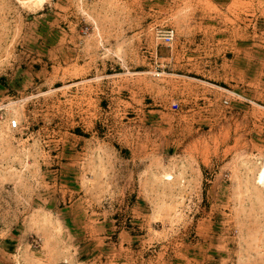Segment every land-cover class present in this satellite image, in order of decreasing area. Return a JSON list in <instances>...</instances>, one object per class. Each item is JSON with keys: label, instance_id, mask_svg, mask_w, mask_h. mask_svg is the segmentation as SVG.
Listing matches in <instances>:
<instances>
[{"label": "rangeland", "instance_id": "374dc122", "mask_svg": "<svg viewBox=\"0 0 264 264\" xmlns=\"http://www.w3.org/2000/svg\"><path fill=\"white\" fill-rule=\"evenodd\" d=\"M262 171L264 0H0V264H264Z\"/></svg>", "mask_w": 264, "mask_h": 264}, {"label": "built area", "instance_id": "2783aa9c", "mask_svg": "<svg viewBox=\"0 0 264 264\" xmlns=\"http://www.w3.org/2000/svg\"><path fill=\"white\" fill-rule=\"evenodd\" d=\"M158 37L161 41L162 44H167L171 41L172 37H173V31L171 29L169 30H164V31H160L158 33ZM223 104H225V102H223ZM7 127L9 129H14L17 127V123L15 120H11L10 122H8Z\"/></svg>", "mask_w": 264, "mask_h": 264}, {"label": "bare ground", "instance_id": "6f19581e", "mask_svg": "<svg viewBox=\"0 0 264 264\" xmlns=\"http://www.w3.org/2000/svg\"><path fill=\"white\" fill-rule=\"evenodd\" d=\"M257 180H258V183H260V184L264 187V171H262V172L259 174Z\"/></svg>", "mask_w": 264, "mask_h": 264}]
</instances>
